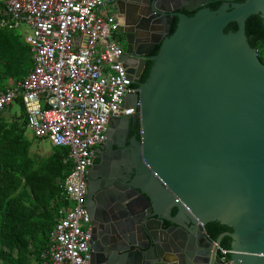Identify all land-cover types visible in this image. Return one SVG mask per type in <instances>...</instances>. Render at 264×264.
Listing matches in <instances>:
<instances>
[{"label":"water","instance_id":"obj_1","mask_svg":"<svg viewBox=\"0 0 264 264\" xmlns=\"http://www.w3.org/2000/svg\"><path fill=\"white\" fill-rule=\"evenodd\" d=\"M180 8L164 9L179 17L177 27L171 31L169 16L149 77L126 98L141 103L135 122L143 163L130 183L144 202L142 212L132 211L139 214L136 227L130 219V237L137 228L149 242L105 246L97 263L92 246L91 264H264V62L246 34L251 15L264 18V0L193 15ZM231 22L238 28L226 32ZM109 125L111 133L118 123ZM212 221L233 231L213 240L206 229ZM225 236L232 238L228 262L216 256Z\"/></svg>","mask_w":264,"mask_h":264},{"label":"built area","instance_id":"obj_2","mask_svg":"<svg viewBox=\"0 0 264 264\" xmlns=\"http://www.w3.org/2000/svg\"><path fill=\"white\" fill-rule=\"evenodd\" d=\"M0 1L2 25L30 28L24 37L33 57L28 75L0 91V112L21 98L33 135L69 147L73 160L50 242L34 264H91L87 171L110 119L134 114L140 105L126 103L135 90L121 59L117 21L105 0ZM218 252L229 261L231 250L218 245Z\"/></svg>","mask_w":264,"mask_h":264},{"label":"trees","instance_id":"obj_3","mask_svg":"<svg viewBox=\"0 0 264 264\" xmlns=\"http://www.w3.org/2000/svg\"><path fill=\"white\" fill-rule=\"evenodd\" d=\"M6 17L0 1V91L11 81L28 75L33 67L29 44L20 29L1 25ZM177 27L174 24L173 30ZM231 22L225 31H236ZM246 34L252 47L264 62V18L251 15L246 21ZM22 111L9 116L8 106L0 112V264H32L41 260L56 224L62 194V184L73 167L70 148L54 146L44 155L33 154V139L29 138L28 120L22 99L16 101ZM43 139V138H42ZM215 240L233 228L219 221L206 225ZM232 238L225 236L221 246L230 249Z\"/></svg>","mask_w":264,"mask_h":264},{"label":"flooded vegetation","instance_id":"obj_4","mask_svg":"<svg viewBox=\"0 0 264 264\" xmlns=\"http://www.w3.org/2000/svg\"><path fill=\"white\" fill-rule=\"evenodd\" d=\"M105 1L107 9L117 21L115 35L122 46L121 59L127 67L133 81V89L137 93L150 75L153 56L159 51L160 40L169 34L168 17L172 18L171 31L179 20L177 15L165 14L164 9L181 6L180 12L193 15L203 7L215 10L225 2L240 3L244 0H206L205 4L193 9L188 7L203 0ZM128 105L131 104L128 102ZM140 105L134 114L111 118L118 126L113 132H108L105 142L97 147L95 158L87 171L84 205L91 227L90 245L96 250L92 257L94 263L102 259L101 248L105 246L113 247L130 241L143 245L149 242L137 228L134 231L135 236L130 237V219L135 222L136 227L139 214H133L132 211H140L144 205L143 201H139L141 192L134 191L130 186L133 179L143 173V163L136 145V139H140V123H136L135 118L139 116ZM126 118L128 124L124 126ZM129 199L134 200L128 203ZM136 206L139 208L135 209ZM176 213L177 210L174 208L173 214ZM150 225L153 235L161 238L162 231L157 223L151 222ZM170 225L168 221L163 223L164 228ZM125 237H130L131 240H126ZM216 256L219 257L218 251Z\"/></svg>","mask_w":264,"mask_h":264},{"label":"rangeland","instance_id":"obj_5","mask_svg":"<svg viewBox=\"0 0 264 264\" xmlns=\"http://www.w3.org/2000/svg\"><path fill=\"white\" fill-rule=\"evenodd\" d=\"M20 31L22 32V34H26L30 31V28L25 23H22ZM21 111H22L21 105L17 102H14L13 105L8 108V115L9 116L18 115L21 113ZM27 135L29 138H32L33 135L31 130L28 129ZM33 142L34 143L31 150L33 154L44 155L50 152L52 148V144L50 140L47 138H43V139L41 138L38 140L33 139Z\"/></svg>","mask_w":264,"mask_h":264},{"label":"crops","instance_id":"obj_6","mask_svg":"<svg viewBox=\"0 0 264 264\" xmlns=\"http://www.w3.org/2000/svg\"><path fill=\"white\" fill-rule=\"evenodd\" d=\"M1 25H2V24H1ZM16 28H17V27H16ZM18 29H21V28H18ZM23 35H25V34H23ZM24 38H25V37H24ZM12 82H13V81H11L10 84H11ZM12 105H13V104H12ZM12 105H11V106H12ZM32 135H33V133H32ZM33 136H34V135H33ZM51 144H52V143H51ZM50 238H51V237H50ZM49 242H50V240H49ZM49 242H48V244H49ZM48 244H47V245H48ZM46 247H47V246H46ZM44 249H45V248H44ZM38 262H39V261H38ZM34 263H36V262H34ZM34 263H32V264H34Z\"/></svg>","mask_w":264,"mask_h":264}]
</instances>
